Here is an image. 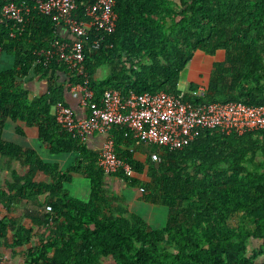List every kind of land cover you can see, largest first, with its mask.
Wrapping results in <instances>:
<instances>
[{"label": "trees", "instance_id": "1", "mask_svg": "<svg viewBox=\"0 0 264 264\" xmlns=\"http://www.w3.org/2000/svg\"><path fill=\"white\" fill-rule=\"evenodd\" d=\"M8 1L0 0V16ZM23 1L31 3L11 2ZM92 3L77 0L75 15L85 17ZM115 11L117 28L106 43L94 50L96 36L91 33L87 40L86 77L63 63H38V53L59 40L50 17L36 11L24 32L12 21L0 29L3 51L16 57L13 69L0 71V158L28 168L24 176L14 171L6 190L0 186V206L10 212L27 200L26 215L38 228L35 232L22 220L0 218V247L31 244L23 252L25 264L253 263L264 247V129L244 135L203 131L190 146L170 152L136 139L126 127L114 128L116 153L134 176H112L129 188L144 189L143 201L168 210L166 225L153 229L112 190L98 164L99 152L62 130L53 109L58 103L68 106L56 77L60 72L73 86L87 79L97 100L114 90L178 95L198 51L211 57L226 54L213 64L203 95L193 98L192 87L187 99L264 106V0H117ZM40 22L45 30L36 33L32 25ZM28 39L29 48L24 45ZM104 67L109 72L100 79ZM33 76L48 78L49 86L46 94L30 99L23 85ZM8 121L36 128L51 154L78 153L79 160L64 171L44 162L36 150L6 138ZM137 153L146 155L145 161ZM152 153L160 161H153ZM37 172L50 181L36 182ZM76 174L91 183L87 202L65 189ZM252 241L261 244L250 256Z\"/></svg>", "mask_w": 264, "mask_h": 264}, {"label": "built area", "instance_id": "2", "mask_svg": "<svg viewBox=\"0 0 264 264\" xmlns=\"http://www.w3.org/2000/svg\"><path fill=\"white\" fill-rule=\"evenodd\" d=\"M117 0H93L88 5L85 17L75 15L77 0H33L19 4H7L3 8L4 17L23 30L26 17L32 9L48 16L55 26H65L72 43L56 40L49 49L38 53V63L48 65L63 63L79 75L86 77V43L91 33L96 37L91 47L98 50L106 43V37L115 33L118 14L115 11ZM15 37L14 33L10 34ZM3 46L0 44V55ZM84 84L73 86L82 93V104L87 109L84 117H77L72 108L58 103L54 115L59 127L73 138L86 142L95 134L103 137L99 151L98 164L105 175L123 173L133 177L134 172L127 161L118 157L111 132L116 127L130 129L134 137L151 146L180 151L190 146L203 131L217 130L223 134L244 135L264 129V106L246 105L239 102L198 103L187 99L188 93L173 95L164 91L123 95L120 91H107L101 99H95L94 93ZM204 90L191 93L193 98L201 97ZM153 161H160L159 154L151 155ZM140 191H145L140 188ZM50 206L47 211H51ZM0 264H4L0 262Z\"/></svg>", "mask_w": 264, "mask_h": 264}, {"label": "crops", "instance_id": "3", "mask_svg": "<svg viewBox=\"0 0 264 264\" xmlns=\"http://www.w3.org/2000/svg\"><path fill=\"white\" fill-rule=\"evenodd\" d=\"M8 1V0H5ZM13 0H9L8 4L14 3L11 2ZM29 3V2H28ZM30 5H33V0H31ZM30 16L26 17V25L28 27V23L31 22V16L32 13L36 12V10L32 9ZM3 13V12H2ZM7 20L4 15L2 14L0 16V29L3 28V25H7ZM13 23V22H12ZM33 23V22H32ZM25 25V27H26ZM8 26V25H7ZM45 25L40 23H37L36 25H32V28H34V31L36 33H42ZM24 27V28H25ZM10 28V27H8ZM12 32L15 34V28H11ZM26 29V28H25ZM18 30V29H17ZM15 31V32H14ZM21 33L25 30H18ZM16 35V34H15ZM54 38H57L63 42L72 43L73 37L69 33L68 29L63 26H55L54 29ZM52 37V38H53ZM27 48L31 46L30 40H26L24 44ZM16 57L14 53L12 52H2L0 55V71H8L14 68ZM4 67L5 69H3ZM104 72L103 74H101ZM107 68H101L98 71V78H104L108 74ZM65 73H58L56 75L57 79H59V84L63 85L65 88L64 93V100L65 103L70 106L73 111L76 113L77 117L82 118L87 114V109L82 104V93L79 91H75L73 85L70 82V79L66 76ZM25 89H27L30 93V99H34L35 97L42 96L48 92V86L49 81L48 78L42 77V76H36L31 78H26L24 80ZM54 113V109H53ZM5 133L6 138L9 140L19 143V144H26L32 149L36 150L37 153L40 155V157L43 159L44 162L49 164H56L59 166L60 170L64 171L69 169L70 167L74 166L76 162L79 160L80 155L78 153H62V154H51L46 146L40 141L39 139V132L36 128H30L26 126L25 123L17 122L13 123L11 121H8L5 126ZM87 144L90 148L93 150L99 152L101 149V145L103 142V137L101 135L95 134L94 136L90 137L87 141ZM50 155H47V154ZM136 158L139 161H145L146 155L137 153ZM16 171L19 175L24 176L28 173V168L22 167L19 163L12 162L10 163L7 159L0 158V186L2 190H6V182H12L13 181V172ZM107 182L112 187V190L118 194L119 196H124L126 198L127 190L133 189L136 193V197L130 198L132 201V207L128 208L130 212L135 213L142 217L145 221L147 220L146 217H149L150 221H158L159 216L162 215V220L160 223H164L166 221L167 223V217H168V210L165 215V213H160L159 210L156 209L159 205H153L151 203H147L142 200V193L140 191V188H129L126 183L114 176H107ZM36 182H49L50 179L48 176L44 175L41 172H37L36 176L34 177ZM3 181V182H1ZM65 189L69 193V195L73 198L79 199L81 201H89L90 195H91V183L88 179H86L82 175H74L73 180L70 183H66ZM47 198L46 196H40L39 200L44 201ZM128 201V199L126 198ZM134 203L136 204H142L145 208L146 216L133 212ZM28 202L25 200L24 202L20 203L17 206H11L12 209L10 212H8L4 207L0 206L1 213L0 218H15L18 220H22V223L26 227H34L31 220L28 219L26 215V206ZM166 208V207H165ZM21 210V211H20ZM164 214V216H163ZM148 221V220H147ZM146 221V222H147ZM149 225V224H148ZM166 225V224H165ZM150 226V225H149ZM164 227V226H163ZM162 228V227H161ZM35 232H37L38 228L34 227ZM157 229V228H155ZM42 231V230H41ZM13 241V233H9V242L11 243ZM261 243L252 241L250 243V256L253 255V252L257 249H259ZM32 247V245H27L25 248H10L1 246L0 247V262H3L4 264H25V260L23 257V252ZM251 264H264V247L261 253L254 256V259Z\"/></svg>", "mask_w": 264, "mask_h": 264}, {"label": "rangeland", "instance_id": "4", "mask_svg": "<svg viewBox=\"0 0 264 264\" xmlns=\"http://www.w3.org/2000/svg\"><path fill=\"white\" fill-rule=\"evenodd\" d=\"M225 54H226L225 51H219L216 56L211 57V56H207L202 52L199 51L196 52L193 59L188 64L186 72L183 74L182 80L179 84V90L182 93H188V91H190V89L194 87L196 91L198 89L205 91V87L208 84L213 64L217 61L224 60ZM2 68L5 69L4 67ZM103 73L104 72H102L101 74ZM47 155L50 154L48 153ZM125 196L128 199L127 201L128 208L132 207L133 206L131 203L132 200L130 198L136 197V193L134 192L133 189L130 190L128 189L127 194ZM156 209L159 210L160 213H165V215L167 213V208H165L164 206H158L156 207ZM133 212H137L145 217L147 211L145 210L142 204L134 203ZM162 218H163L162 215H160L158 221L155 220L150 221L149 217L147 216L146 219L148 221L147 220L146 221L153 229L161 228L166 224V221L164 223H160Z\"/></svg>", "mask_w": 264, "mask_h": 264}]
</instances>
